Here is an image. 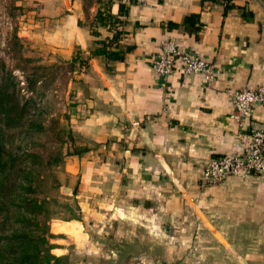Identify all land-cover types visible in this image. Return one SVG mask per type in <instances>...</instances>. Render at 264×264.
<instances>
[{
  "label": "crops",
  "instance_id": "1",
  "mask_svg": "<svg viewBox=\"0 0 264 264\" xmlns=\"http://www.w3.org/2000/svg\"><path fill=\"white\" fill-rule=\"evenodd\" d=\"M36 1L51 26L73 32L64 36L63 59L71 61L79 46L89 63L76 77L80 100L72 116L84 151L64 166L81 195L112 193V207L130 208L138 212L137 222L162 226L166 240L151 264H264V176H231L214 185L202 180L211 158L242 157L247 136L264 130V105L238 122L226 95L228 89L264 85V0L126 2L122 44L134 49L109 64L88 49L93 38L86 22L97 11L94 3L86 11L85 0ZM112 2L117 15L121 0ZM190 15L198 16L196 33L182 26ZM164 40L210 62L215 80L207 84L177 69L159 77L152 63ZM59 222L79 225L83 243L80 222ZM119 224L112 235L126 242L134 234ZM53 234L77 244L70 234ZM125 249L112 257L126 255Z\"/></svg>",
  "mask_w": 264,
  "mask_h": 264
},
{
  "label": "rangeland",
  "instance_id": "2",
  "mask_svg": "<svg viewBox=\"0 0 264 264\" xmlns=\"http://www.w3.org/2000/svg\"><path fill=\"white\" fill-rule=\"evenodd\" d=\"M41 8L36 0H0V156L14 160L0 176V245L16 234L39 240L15 247L19 254L47 249L60 264H147L146 257L151 264L166 240L162 226L137 222L138 212L130 208L112 207V193L84 198L64 172L65 160L84 151L72 128L79 71L63 59L73 32L51 26ZM70 220L81 223L83 243L79 225H60ZM117 221L124 233L134 234L126 242L112 235ZM53 233L70 234L78 245ZM118 248H126V255L112 257Z\"/></svg>",
  "mask_w": 264,
  "mask_h": 264
},
{
  "label": "built area",
  "instance_id": "3",
  "mask_svg": "<svg viewBox=\"0 0 264 264\" xmlns=\"http://www.w3.org/2000/svg\"><path fill=\"white\" fill-rule=\"evenodd\" d=\"M137 4L147 1L133 0ZM123 4L127 0H121ZM155 73L161 78H167L174 70L181 74L202 76L205 83L210 84L216 78L214 66L192 51L179 48L174 42L164 40L159 43L157 57L152 63ZM226 95L230 98L234 113L231 115L238 122L248 120L255 106L264 105V85L256 88L228 89ZM256 174L264 176V130L252 131L247 136V144L242 157L221 156L211 158L204 166L202 180L205 184H219L231 176Z\"/></svg>",
  "mask_w": 264,
  "mask_h": 264
},
{
  "label": "trees",
  "instance_id": "4",
  "mask_svg": "<svg viewBox=\"0 0 264 264\" xmlns=\"http://www.w3.org/2000/svg\"><path fill=\"white\" fill-rule=\"evenodd\" d=\"M73 1V0H71ZM129 4L135 3L133 0H127ZM92 3L97 6V11L92 20L88 22L87 31L93 40L88 46L90 55L92 57L104 60L107 64L112 62H122L125 59V55L130 53L134 47L123 45L122 39L125 37L126 32L122 30L125 25V21L122 17H127L128 8L122 2L118 5L117 15L111 13L112 0H85L84 9L87 11ZM77 25L82 27L80 21ZM182 26L189 33H196L199 31L198 16L190 15L184 18ZM101 31H105L107 36L102 37ZM76 53L72 57L70 63L72 64V71H76L75 67H78V71L87 70L89 63L88 60L81 54V48L75 46ZM77 65V66H76ZM0 103H2L0 101ZM23 108V106L21 107ZM0 147V155L2 154ZM77 154L80 151L76 152ZM3 155V154H2ZM14 160H2L0 156V176L7 171V167L12 165ZM20 207L28 210L27 205L22 204ZM3 209V208H2ZM2 246L0 245V264H60V258H55L49 254V250H45L42 253L39 252H25L19 254L15 247H31L32 243L36 245V239L29 238L22 235H11L3 239Z\"/></svg>",
  "mask_w": 264,
  "mask_h": 264
},
{
  "label": "water",
  "instance_id": "5",
  "mask_svg": "<svg viewBox=\"0 0 264 264\" xmlns=\"http://www.w3.org/2000/svg\"><path fill=\"white\" fill-rule=\"evenodd\" d=\"M61 192L63 193V194H66V195H72V190L70 189V188H67V187H62L61 189ZM113 224L114 223H112V226H113Z\"/></svg>",
  "mask_w": 264,
  "mask_h": 264
}]
</instances>
